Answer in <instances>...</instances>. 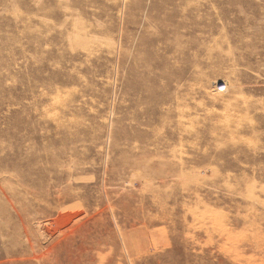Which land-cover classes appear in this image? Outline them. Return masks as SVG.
Here are the masks:
<instances>
[{
	"label": "rangeland",
	"instance_id": "374dc122",
	"mask_svg": "<svg viewBox=\"0 0 264 264\" xmlns=\"http://www.w3.org/2000/svg\"><path fill=\"white\" fill-rule=\"evenodd\" d=\"M0 264H264V0H0Z\"/></svg>",
	"mask_w": 264,
	"mask_h": 264
}]
</instances>
